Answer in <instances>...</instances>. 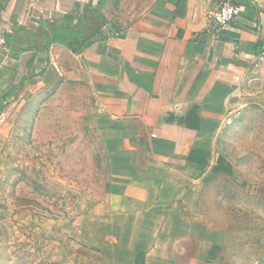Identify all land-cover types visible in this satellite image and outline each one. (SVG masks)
I'll use <instances>...</instances> for the list:
<instances>
[{
  "label": "crops",
  "instance_id": "0c3cea01",
  "mask_svg": "<svg viewBox=\"0 0 264 264\" xmlns=\"http://www.w3.org/2000/svg\"><path fill=\"white\" fill-rule=\"evenodd\" d=\"M235 1L240 18L220 27L218 0H0V118L4 105L30 106L68 81L102 118L106 207L119 228L111 250L121 252L106 264H211L223 253L227 229L202 207L209 185L233 172L219 132L264 100V0ZM65 17L100 19L104 31L80 49L53 43L16 59L6 48L16 27Z\"/></svg>",
  "mask_w": 264,
  "mask_h": 264
},
{
  "label": "rangeland",
  "instance_id": "374dc122",
  "mask_svg": "<svg viewBox=\"0 0 264 264\" xmlns=\"http://www.w3.org/2000/svg\"><path fill=\"white\" fill-rule=\"evenodd\" d=\"M74 83L1 110L0 264L121 258L111 250L119 237L106 207L113 172L99 138L102 118H90L91 97ZM225 120L217 147L233 172L209 185L202 207L206 222L229 236L211 264H264V100Z\"/></svg>",
  "mask_w": 264,
  "mask_h": 264
},
{
  "label": "trees",
  "instance_id": "16d2710c",
  "mask_svg": "<svg viewBox=\"0 0 264 264\" xmlns=\"http://www.w3.org/2000/svg\"><path fill=\"white\" fill-rule=\"evenodd\" d=\"M97 20L96 25L79 20L75 28L70 27L73 19L69 17L52 22H41L37 31L16 27L12 33L4 35L5 46L16 59L26 51L33 54L47 51L53 43H64L72 48L80 49L90 44L96 32L104 31L100 19Z\"/></svg>",
  "mask_w": 264,
  "mask_h": 264
},
{
  "label": "built area",
  "instance_id": "2783aa9c",
  "mask_svg": "<svg viewBox=\"0 0 264 264\" xmlns=\"http://www.w3.org/2000/svg\"><path fill=\"white\" fill-rule=\"evenodd\" d=\"M241 14L242 7L235 0H218L213 20L217 26L226 27L237 21Z\"/></svg>",
  "mask_w": 264,
  "mask_h": 264
},
{
  "label": "water",
  "instance_id": "95a60500",
  "mask_svg": "<svg viewBox=\"0 0 264 264\" xmlns=\"http://www.w3.org/2000/svg\"><path fill=\"white\" fill-rule=\"evenodd\" d=\"M75 26H76V24L74 23V24H71V28H75Z\"/></svg>",
  "mask_w": 264,
  "mask_h": 264
}]
</instances>
